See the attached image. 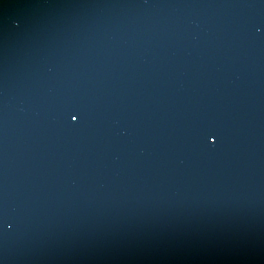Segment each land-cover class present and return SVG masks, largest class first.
Here are the masks:
<instances>
[{"label":"water","instance_id":"1","mask_svg":"<svg viewBox=\"0 0 264 264\" xmlns=\"http://www.w3.org/2000/svg\"><path fill=\"white\" fill-rule=\"evenodd\" d=\"M0 264H264V0H0Z\"/></svg>","mask_w":264,"mask_h":264},{"label":"snow or ice","instance_id":"2","mask_svg":"<svg viewBox=\"0 0 264 264\" xmlns=\"http://www.w3.org/2000/svg\"><path fill=\"white\" fill-rule=\"evenodd\" d=\"M74 118H75V116L72 117V119H74Z\"/></svg>","mask_w":264,"mask_h":264}]
</instances>
